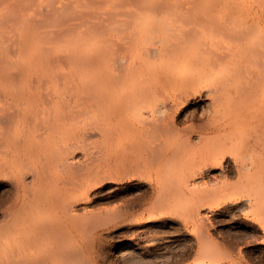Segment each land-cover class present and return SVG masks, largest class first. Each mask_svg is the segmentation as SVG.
I'll return each mask as SVG.
<instances>
[{"label": "bare ground", "instance_id": "1", "mask_svg": "<svg viewBox=\"0 0 264 264\" xmlns=\"http://www.w3.org/2000/svg\"><path fill=\"white\" fill-rule=\"evenodd\" d=\"M215 1L202 15L189 14L202 24L187 31H222L184 52L149 45L151 58L167 59L150 69L144 60L124 65L128 53H82L92 29L59 56L33 48V33L16 39L17 28L28 33L30 25L0 21V264H248L237 244L252 239L263 244L257 264H264V15L254 6L243 11L239 0L219 8ZM257 6L262 11L264 0ZM216 10L220 22L208 19ZM226 37L232 43L220 45ZM209 50L217 52L210 61L201 57ZM206 76L224 86L208 88L209 104H196ZM189 102L212 117L177 127L173 119ZM227 174L235 181H223ZM210 182L219 184L201 187ZM116 183L137 190L93 209L102 193L112 198ZM206 211L220 214L213 220L226 233L221 243ZM162 214L186 228L180 239L142 235L135 221ZM113 229L117 246L98 248Z\"/></svg>", "mask_w": 264, "mask_h": 264}, {"label": "rangeland", "instance_id": "2", "mask_svg": "<svg viewBox=\"0 0 264 264\" xmlns=\"http://www.w3.org/2000/svg\"><path fill=\"white\" fill-rule=\"evenodd\" d=\"M209 1L210 0H0V21H4V22L8 21L10 25H12V23L14 25L16 23L18 26L30 25L31 30L28 33L26 31L25 32L21 31L19 30V28H17L18 30H16V35H14L16 36V39L22 38V36L24 35L33 33L34 36L38 38V42H36L33 48L39 49V47H41L46 49L47 51H49L50 48V53L59 56L60 54L63 55L72 52L73 41L75 39H80L79 38L80 36L86 34L92 29L93 30L92 34L95 37H93L88 42V44L81 49L82 53L93 54L97 50H100L101 52H104L111 56L114 55L127 56L126 53H128L129 56L127 57L123 56L124 58H127L126 62H123V64L125 63L127 66V63H133L136 60L137 61L144 60V62H142L144 64L143 66L150 69L152 67L153 68L161 67L163 64H165L167 59L160 60L156 58L157 56L151 58V55H149L148 53V51L150 50L148 48L149 45H153L154 47L158 48V50L162 51L165 50L164 48L170 46L169 44H171L170 47L172 48L173 51L184 52L190 47V43L192 41L199 38L201 39L203 37H207L211 33H212L211 36H214L218 34V32L222 31L221 28L211 27L209 28L208 31L206 30L203 36L202 34L201 36L200 35L192 36L190 32L188 33V31H193L192 29H195L196 27L199 28V26L202 24L200 22L197 23L193 21L191 22L189 14H192V16L194 15L198 16V12H199L202 15L205 9L211 7V4L213 2H209ZM224 1L217 0L218 4L217 3L215 4L217 8L221 7L222 5L221 3ZM242 1L244 5H242L243 4L241 3ZM196 2L198 4H195ZM257 3L258 0H241V1L239 0V4H240L239 6L242 8L243 11L251 10V7L254 6V9L252 10L255 12L257 11L256 14L259 15L260 13H262L264 15V9H262L261 11V6L256 7ZM195 5L197 6L195 7ZM217 10L208 16V19L210 21L213 19L214 20L217 19L218 22H220V20H222L221 12ZM82 11L85 12V16H84V12ZM94 12L96 13L95 16L98 15V18L95 17L93 14L92 16H90L89 13H94ZM97 12L99 14H97ZM77 14H81V16L79 15L81 18L80 17L77 18L76 17ZM80 19L82 20L80 21ZM185 20L186 21L189 20V21L186 22ZM214 20L212 22H215ZM72 22L78 23L77 25L79 26L73 27L75 29L72 30H71L72 27L69 28L70 31L68 30L66 31L68 33L64 34L65 32L64 30L66 28L68 29V27H66L67 24L69 25ZM83 22H85V24ZM255 22H256L255 20H249L246 23V25L251 26ZM234 23L231 24L230 26L233 27L232 29H237L236 28L237 23L236 22ZM101 24L103 25V27L101 26ZM96 26L98 29L95 31ZM171 27L175 28V31L172 32L171 29H169ZM63 28L65 29L62 30ZM105 28H107L108 30ZM116 28H120L118 29L119 31H117ZM150 29L152 32L150 31ZM61 31H64L62 32V35L61 33H59ZM260 31L264 32V26L260 29ZM13 34L15 33H13L12 31L11 33L9 32L4 33L6 37L8 35L11 36ZM189 34L192 37H190ZM147 36H149L148 39H146ZM231 38L232 37H226L222 42L218 41V43H220V45L222 46L228 45L227 43H229V41L230 43H232ZM119 44H121V47L119 46ZM117 46H119L120 49H116ZM203 46L205 47L207 45L206 44L197 45L198 48ZM258 46L259 48H263L264 43L261 45L258 44ZM100 47L102 49H100ZM209 51L210 52L208 51L204 52L203 56L201 57H205L204 55H206L209 57V61H210L212 58L216 57L217 52H214L213 50H209ZM222 51L223 50H219V54H223L224 52ZM114 52H117V54H115ZM21 53H22L21 50H17L13 52L15 56L12 53L10 55L13 57H17ZM118 68L119 67H116L114 69V73L120 71L117 70ZM185 69L186 67L182 65L177 67V71L179 72L180 70L182 71ZM64 70H67V68L64 67ZM199 70H200L199 67H195L193 69L194 72ZM175 71L176 70L173 71V69H167L166 74ZM231 73L232 72L228 70L224 71V74L228 76L231 75ZM213 80L214 78L213 77L211 78L209 76H206L202 80L203 83L201 84V87L205 85L204 88H202L203 95L201 96L200 100L197 101L196 104H203V102L206 103V105L207 103L209 104L210 102L209 97L206 96V93L209 91L208 88L218 89L219 87L224 86L222 83L220 82L216 83ZM228 100L226 99L219 103L226 104ZM194 105L195 104H193L192 102H189V104L183 106L180 109V113L177 115V117H175V119H173L177 127H187L188 129H190L189 126L204 122V120L205 121L208 120V117L209 118L212 117V115H208L206 112L204 113L202 112L203 115H201V109L195 108ZM192 136H193L192 138H195V134H193ZM189 153L190 152L188 151L187 154ZM222 179L223 181L229 180L231 182V181H235V176L233 174H227V176ZM218 184L219 183L210 182L208 184H201L202 185L201 187L202 188L205 186L214 187L217 186ZM111 185L112 186L109 189L110 190L114 189L112 198H108L104 193H102L101 197L98 198L96 202L97 204L94 206L93 209L97 207H110L111 205L121 203L125 199H128L131 195H134L135 191L137 190L136 186H128V185L124 186L123 183H116ZM113 196H115L116 199H114ZM227 207H231V206L227 205ZM206 213H208V211H206ZM207 215L209 222L211 223L208 225V231L213 236H215L216 233H219L220 236L216 238L221 243L224 239H226L225 236L226 233H223L222 226L213 220L214 217L218 219L220 217V214H218L217 211L214 212V214H210L209 212ZM174 218L175 217L172 215L167 216V214H162V215H158V217L154 220L150 221L149 218H143L141 220L137 219L135 223L138 225V227H140L139 229H142V235H146V233H148L147 235H150V237H158V235H166L175 239H180L181 235L184 234L186 228L184 229L181 225L176 224L177 220L174 221L173 220ZM188 230H191V227L187 229V231ZM119 233L120 232L118 231H114V229L111 230V233L105 235L100 240V243L97 245V247L102 250L116 247L117 245L115 246L116 243L115 240L117 239ZM246 240L247 239H245V241ZM237 245L240 247L241 253L242 255L245 256V259L248 264H257V261H259L257 256H259V252H261L259 250L261 249L263 244H260L257 241H253L252 239V241H249L248 243L242 241L239 242ZM155 246L157 245L155 244ZM192 247L195 246L192 245V243L190 242V248ZM181 263L189 264L190 260L183 261ZM198 264H213V263L202 262Z\"/></svg>", "mask_w": 264, "mask_h": 264}]
</instances>
